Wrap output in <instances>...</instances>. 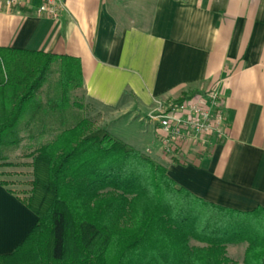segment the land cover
I'll return each instance as SVG.
<instances>
[{"label":"crops","instance_id":"1","mask_svg":"<svg viewBox=\"0 0 264 264\" xmlns=\"http://www.w3.org/2000/svg\"><path fill=\"white\" fill-rule=\"evenodd\" d=\"M62 1L57 19L35 8L0 11V47L76 58L82 68L76 100H63L59 80L32 100L28 119L52 115L46 131L36 122L21 126L30 163L43 141L89 108L90 118L105 127L127 116L131 128L136 120L145 147L138 149H151L194 194L243 211L264 206V0ZM212 86L222 91L228 137L186 143L178 158L164 154L157 123L148 119L155 99L179 100ZM9 188L0 179V254L11 253L38 220L20 200L26 194Z\"/></svg>","mask_w":264,"mask_h":264},{"label":"trees","instance_id":"2","mask_svg":"<svg viewBox=\"0 0 264 264\" xmlns=\"http://www.w3.org/2000/svg\"><path fill=\"white\" fill-rule=\"evenodd\" d=\"M56 64L66 102L83 86L80 60L0 47V160L9 144H21V126L36 122L42 132L50 125L27 113ZM30 156L31 188L20 200L38 220L11 253L0 254V264H231L227 247L241 243L245 264H264V206L243 211L208 201L88 118Z\"/></svg>","mask_w":264,"mask_h":264},{"label":"built area","instance_id":"3","mask_svg":"<svg viewBox=\"0 0 264 264\" xmlns=\"http://www.w3.org/2000/svg\"><path fill=\"white\" fill-rule=\"evenodd\" d=\"M13 8H35L38 15L57 19L63 9V1L39 0L34 5L31 0H0V11ZM148 119L157 123V136L164 154L177 158L186 143L205 146L212 137L223 141L229 134L222 91L217 86L181 101L155 99ZM149 151L152 153L151 149Z\"/></svg>","mask_w":264,"mask_h":264},{"label":"rangeland","instance_id":"4","mask_svg":"<svg viewBox=\"0 0 264 264\" xmlns=\"http://www.w3.org/2000/svg\"><path fill=\"white\" fill-rule=\"evenodd\" d=\"M59 77L60 74L58 72V68L56 69L53 68V72L50 75L49 79L47 80L46 84L51 83V88L55 87V83L59 80ZM75 90L76 89L69 92L70 99L74 97ZM42 95H44V93ZM74 100H76L75 97L74 99L69 101H74ZM46 108L49 109V106L48 107L46 106ZM90 112L91 110L88 108L86 110V117H84L85 114L81 115V117L90 119L95 124L96 127L106 128L116 137L122 139L123 141L139 149L144 150L145 147L141 146V142L143 141L144 134H142L141 128H137V126H140V124L136 120L131 122L132 124L131 128H129L127 125V119H126L127 116L120 119L118 123L117 121H114L113 123L108 125V127H105L104 124L99 123L97 120L94 121L92 118H90L89 116ZM40 115L45 116L47 118H51L52 114L48 113L46 115L45 113H42ZM150 131L152 133V130ZM14 137L15 136H12V138ZM24 143L25 140H23L20 145H14V143L9 144L8 147H6V149L2 151L4 155H7V159L0 160L1 162L0 165L2 167L0 172L1 181L2 182L5 181L9 183V187L17 193H25V191H29L31 188L30 183L32 180V167L29 165L31 159L27 157L28 151L25 150L23 151ZM145 153L150 156H153V154L150 153L149 149L146 150ZM191 244L200 245L195 241H192ZM246 247H247V243L228 245L227 256L231 259V264H245L244 256H245Z\"/></svg>","mask_w":264,"mask_h":264}]
</instances>
